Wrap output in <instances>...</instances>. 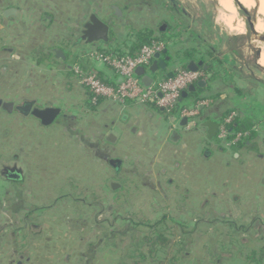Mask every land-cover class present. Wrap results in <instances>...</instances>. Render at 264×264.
<instances>
[{"label":"rangeland","instance_id":"rangeland-1","mask_svg":"<svg viewBox=\"0 0 264 264\" xmlns=\"http://www.w3.org/2000/svg\"><path fill=\"white\" fill-rule=\"evenodd\" d=\"M252 1L249 9L236 4L245 24L244 33H237L220 21L219 0H74L70 5L76 10L71 9L69 17L73 27L58 25L65 19L59 14L52 27L45 25L53 19L46 11L56 8L40 6L51 7V2L17 0L14 4L20 6V18L5 20L0 10V99L18 104L29 100L38 107L65 110L81 106L83 86L74 62L91 47L79 41L84 4L111 28L110 41L97 43L99 51L124 54L128 47L119 43L130 42L135 32L145 29L159 37L170 36L168 43L197 40L199 47L210 45L220 56L231 50L237 59L233 72L239 77L238 84H245L243 91L261 99L264 32L255 34L247 23L258 14L260 0ZM260 18L264 21V13ZM187 28L193 38L180 37L178 31L187 34ZM54 50H61L66 62L54 58ZM175 60L169 63L170 70L180 68L181 59ZM128 114L127 109L115 113L116 129L111 131L118 139L119 128H126L132 141L113 146L98 140V130H93L95 124L101 126L98 122L105 123L101 121L105 112L95 116L81 111L76 122L71 119L73 123L68 121L64 127L54 123L45 128L31 115L10 116L0 109V226L5 227L0 237V264H264V179L257 188H229L228 180L220 187L213 161H203V150L196 155L192 145L184 170L179 158L174 159L171 170L178 173L173 176L174 184H169V167L162 164L153 172L148 169L143 147L136 148L145 128L137 124L139 118L122 123ZM198 125L196 120L190 134H196ZM104 155L110 156L108 162ZM14 157L25 173L22 186L2 176V168L12 165ZM117 161H121L118 172L110 164ZM136 164L146 175L144 181L136 177ZM236 167L246 170L243 161ZM250 170L247 185L264 175V171ZM112 182L119 185L116 190ZM150 183L147 188H136ZM156 237L163 241L152 256L150 244Z\"/></svg>","mask_w":264,"mask_h":264},{"label":"crops","instance_id":"crops-1","mask_svg":"<svg viewBox=\"0 0 264 264\" xmlns=\"http://www.w3.org/2000/svg\"><path fill=\"white\" fill-rule=\"evenodd\" d=\"M17 0H0V10H1V16L3 17V12L6 11L9 8H16L18 10V14L16 19L21 16L20 12V6L18 4H14V2ZM27 1V0H23ZM28 1H38V0H28ZM40 1V0H39ZM51 2V7L48 5L40 6L43 10H47V8H56V11H46L49 17L53 20H50L51 22H48L45 24L47 27H52L57 21L54 19L57 14L58 16H65L64 21L57 23L58 25H63L64 27H73V21L71 20L70 10H76L75 6L70 5V1L74 0H41ZM53 2V4H52ZM57 3V6H55V3ZM61 2V3H60ZM59 3V4H58ZM89 6L87 4H84V10H82V16L80 19V25L83 26L85 22L88 20L89 16L92 14V12H89L87 9ZM41 9V11H42ZM44 12V11H43ZM44 12V13H46ZM89 15H88V14ZM73 14V13H72ZM75 14V13H74ZM74 14L72 16H74ZM88 15V17H86ZM68 16V17H66ZM67 18V19H66ZM12 19H8V21H11ZM19 20V19H18ZM77 22V21H76ZM75 26V25H74ZM76 27V26H75ZM187 34H182V30H179L178 33L180 34V37L186 36H192V32L190 28H187ZM75 31V30H73ZM170 36H168L169 38ZM183 39V38H182ZM173 40L170 43H168L169 49L172 50H179L183 48H196L197 52L199 53L196 55V63L202 62L203 65L199 68V70H204V67H207L206 63L202 60V54L206 52V50L209 48L210 45H201L199 47L198 41L196 40V43L191 40L189 43L187 41V38L178 43L179 41ZM177 41V43L175 42ZM97 43L91 44L89 49L83 50V53H91L93 51H99L101 48H96ZM167 47V48H168ZM211 47V46H210ZM213 49V48H212ZM215 56L212 58L207 59L208 62H210L213 66V70L211 72V75H208V78L213 76L214 80L210 83L207 81V86L204 88H198V96L200 98H207L208 100H212L213 104L210 105V107L205 108L199 118L197 119L198 122V131L195 135L190 134L191 130L194 128L187 130L185 127L180 126L181 121L173 122L171 120V117H166L164 114L165 112L162 111L161 108L155 107V105H140V104H128L124 107H120L119 105L114 104L115 107H113L112 103L104 101L103 103L99 104V106L95 110H84V103L87 101V95L83 88V94L82 95V104L80 105H74L70 106L68 110H65V108L57 107L61 109V114L56 121V124H60V126L64 127L67 125L68 121L70 123H73V121H77L76 118L79 116L80 112L85 111L86 113H91L92 115H102L103 112H105L106 118L101 120L102 122H105L103 125L98 122L99 125L95 124L93 126V130H98L99 138L102 143L109 145L112 144L113 146L117 144L119 146L120 142L123 141V143H126V140L132 141L131 138L127 137L126 135V128H119V132L117 133L118 139L114 142L108 141V136L110 134H113L111 130L116 129L115 125V119L116 115L115 113H118L119 110L127 109L128 116L122 117V123H124L126 120L130 121L131 119H137L139 118L137 124L144 126V132H143V139L139 140V143L136 142V148L142 146L144 150V157L145 159L149 161L148 169L153 172V170L156 169L157 165H165L169 167V184H174L173 176H176V173L178 171L174 172L171 170L174 162V159H178L182 162V166L180 167L181 170H184V163L189 158L188 149L190 146L194 145L196 155H199L198 153L202 152V159L206 162H212L214 168V174L217 177V183L221 187L222 183H225V180H228L229 188H237L238 186H241L242 188H257L260 184H262V180L264 179V175L262 179L259 180V182H249L246 181L245 177L250 176L247 175V172L252 174V170L250 168H255L257 171H261L263 173L264 171V142H263V134H264V95L263 97L257 98L256 94H252L251 96L243 91V87H245V84L241 86L239 83V77H237L233 72V67L237 64V59L235 57V54H232V51L230 50L228 52V55L220 56V54L216 53L214 50ZM167 56V55H166ZM82 57V56H81ZM92 68L94 70L98 71L102 78L111 84H115L117 81V76L115 72L112 70L111 67L104 63L98 62V65L95 63L92 64V62H89ZM101 64V65H99ZM182 68L181 66H179ZM208 69V67H207ZM174 69H169L168 71H172ZM161 72V70L158 71V73ZM167 73V71L165 72ZM157 74V73H156ZM82 86V85H81ZM80 86V87H81ZM195 104V101L190 99L186 105L192 106ZM109 109V110H108ZM65 112L67 113V116H65ZM229 112H236L239 119L242 120H248L251 121L255 126L258 125L261 133L257 134L256 138L253 139L250 143H247L246 146H243L237 150H228L224 149L217 141H209L207 139V129L202 126L203 123H205L208 120H211L213 122H216L220 124L222 122L223 118L226 117V115ZM68 117V120H67ZM99 118V117H98ZM38 122V121H37ZM101 122V123H102ZM107 123V124H106ZM109 124V125H108ZM174 124H176V128H174ZM40 125V124H39ZM90 127L93 124H90ZM135 132V130H132V134ZM81 134V133H80ZM114 135V134H113ZM90 139H93L90 137ZM121 140V141H120ZM207 142V146L201 145L202 142ZM123 143L121 144L122 147H124ZM134 142H132L133 144ZM130 144V142H129ZM126 147V145H125ZM119 150L121 148L115 147ZM142 149V148H141ZM108 155L110 154V150L108 149ZM140 151V148L139 150ZM142 151V150H141ZM140 153V152H139ZM108 155H104L103 160L108 162L109 157ZM138 155V156H137ZM122 156V155H121ZM140 154H136L137 161L140 162L139 159ZM143 156V155H142ZM144 160V159H143ZM246 170L238 171L239 169L236 167L238 164H242ZM121 162V161H119ZM111 164V162H110ZM133 163H130V166ZM112 165V164H111ZM120 165L115 167L116 171L118 172L120 169ZM113 166V165H112ZM176 169H179V165L176 163L175 165ZM198 166L200 169L201 164L198 162ZM136 177H139L140 179H145L146 175L143 171H139V165L136 164ZM23 170V169H22ZM24 171V170H23ZM167 172V170L163 171V175ZM25 174V173H24ZM182 175V174H181ZM251 177V176H250ZM256 181L258 180L255 178ZM144 181V180H143ZM142 182V181H141ZM138 183V182H136ZM252 183V184H251ZM256 184V185H255ZM149 185H136V188H147ZM108 186L104 185L103 188H107ZM262 187V186H259ZM11 225V223H10ZM5 228V227H4ZM0 226V237L4 230ZM22 230V229H20ZM16 230V231H20ZM18 232L16 234H18ZM58 248H56L57 250ZM263 249V248H262ZM56 252V251H55ZM54 252V253H55Z\"/></svg>","mask_w":264,"mask_h":264},{"label":"built area","instance_id":"built-area-1","mask_svg":"<svg viewBox=\"0 0 264 264\" xmlns=\"http://www.w3.org/2000/svg\"><path fill=\"white\" fill-rule=\"evenodd\" d=\"M167 42H159L151 46H145L137 56L121 55L119 53L109 54L104 51H94L82 55V58L95 59L110 66L116 76L117 81L113 85L105 83L99 78L96 72H85L79 67H76V75L82 85H86L94 93V104L97 103L98 98H105L119 104H133L145 105L152 103L155 106L164 110L168 117L172 115L173 110L176 109L178 102L182 97V93L187 91L189 87L196 85L199 81L206 79L207 75L204 71L198 70L196 72L188 69L176 68L172 72L173 77L165 76L154 78L150 87H145L142 79L137 77L135 72L138 68L143 67L148 69L157 53H162L168 47ZM160 73V72H159ZM157 73V74H159ZM213 103L212 100H200L191 107H186L179 112L177 121L183 118L187 119L185 129L190 130L196 127V120L201 112L208 108ZM237 116L236 112H231L228 116L220 122L219 132L217 135L218 143L226 148L231 149L238 143L243 142L250 136V132H240L232 134L229 129L233 119ZM198 123V122H197ZM176 128V124H174ZM256 134H260L261 130L256 125L253 130ZM264 142V134H263Z\"/></svg>","mask_w":264,"mask_h":264},{"label":"water","instance_id":"water-1","mask_svg":"<svg viewBox=\"0 0 264 264\" xmlns=\"http://www.w3.org/2000/svg\"><path fill=\"white\" fill-rule=\"evenodd\" d=\"M235 5L238 4L237 0H234ZM239 5H241L239 3ZM114 10L116 12L117 16H121V11L114 7ZM18 10L16 8H9L6 11L3 12V17L5 19H10L13 17H17ZM240 14V13H238ZM249 27L252 28L253 32L257 34V32L254 29V18L248 19L247 21ZM247 27V26H246ZM110 26L101 20L96 13H92L88 20L83 25V29L81 31V39L86 42V45H91L99 42L108 43L110 41ZM163 28H161V31ZM164 31V30H163ZM55 57L54 58H60L63 62H66V56L61 50H54ZM168 54L167 50L163 51L162 53H157L154 57V61L152 65L145 69L143 67H140L136 70L135 74L137 77L142 79V83L145 87H150L154 81V75L158 73L159 70L166 72L167 71V77L172 78L173 74L172 72H169V63L171 62V58L169 56H166ZM203 65L202 62L196 63L194 61L189 62L187 69L192 72H196L199 70V68ZM205 70H207V67H204ZM207 86L206 79H203L199 81L196 85H193L189 87V89L182 93V97L179 102H182L184 99H186L190 93H195L198 88H204ZM3 103L2 100H0V105ZM3 109L7 112H11L14 109L13 103H4ZM21 113L25 115H31L35 119L39 120L41 125L48 127L54 123V121L58 118V116L61 114V109L57 107H38L33 102H27L24 106L20 107L18 109ZM164 112V110L162 109ZM173 122L177 121V117L173 116L171 118ZM187 125V119L183 118L180 122L181 127H185ZM204 128L207 129V139L209 141L214 140L219 132L220 125L216 122H213L211 120L206 121L202 124ZM231 131V130H230ZM116 140V137L113 134H110L108 136L109 142H114ZM111 164L114 167L119 166L120 162H111ZM15 177L20 178L22 171L18 170V172L12 171ZM111 188L113 190H116L119 185L115 183L110 184Z\"/></svg>","mask_w":264,"mask_h":264},{"label":"trees","instance_id":"trees-1","mask_svg":"<svg viewBox=\"0 0 264 264\" xmlns=\"http://www.w3.org/2000/svg\"><path fill=\"white\" fill-rule=\"evenodd\" d=\"M174 11H176V10L174 9ZM159 42H167L168 43L169 39L168 38H164V37H159L158 35H156V32H154L152 29H145V30L140 31V32H135L134 35H133V38H132V40L130 42L126 43L125 41H123L122 43H119L121 45L125 44V47H128V49H127L128 51L126 53L123 54L121 51L120 52L122 53L121 55H129V56H133L134 57V56H137V55L140 54V52H141L143 47L151 46V45H154V44L159 43ZM166 50L168 52L167 56H169L171 58V61H173L174 57L176 58L174 63L176 61H178L177 59H181V65L180 66L183 69H187V66H188L189 62H191V61L195 62L196 55L199 54L197 52L196 48H191V47L190 48H183V49H179V50H173V48L171 50L168 47ZM170 51H173L172 54L170 53ZM214 56H215V53H214V49H212V48L207 49L206 52H204L202 54V60L206 63V65L208 67V69L206 71H204V70H202V71H204L206 73V75H207L206 79L210 83L214 80L213 76L208 78V75L209 74L211 75V72L213 70V66H212V64L210 62H208L207 59L212 58ZM49 58H50V55L48 54V59ZM90 65L91 64L89 62H86L84 60V58H80V57L78 59H76V61L74 62V66L79 67L81 70H83L85 72H88V73L89 72H96L97 75L99 76V78L102 79L105 83H107L109 85H113L111 83L106 82L102 78L101 74L98 71L94 70V68H92ZM158 75L160 77H162V76L164 77L165 76V72L161 71ZM82 86H83V88H84V90L86 92V95H87V99H86L87 101L83 105L84 106V110L87 109V110H92L93 111L99 106V104H101L104 101H106L105 98H101L100 97V98H98L97 103L94 104V98H95L94 93L86 85H82ZM198 90L199 89H197L195 93H190V95L186 99H184L182 102H178L177 107H176L175 110H173L172 115H176L181 110L186 108L188 106L186 104H187V102L190 99L194 100L195 103L200 101V100H206L207 98H200L198 96ZM127 104H129V102ZM148 104L154 106V104H152V103H148ZM155 107H157V106H155ZM157 108H159V107H157ZM230 113L231 112H229L226 116H228ZM166 117H168V116H166ZM224 118H223V120H224ZM254 127H255V125L251 121L242 120V119H239L238 116H236L233 119L231 125L229 126V129L231 130V134H232L231 138L233 137V134H237V133H240V132H242V133L250 132V136L246 140H244L243 142H240L236 146L231 148V150H237V149H239V148H241L243 146H246L247 143H250L253 139H255L257 134L252 131ZM216 139H217V137H216ZM213 141H215V139ZM157 236L160 237V235H157ZM156 239L158 241H152V240H156ZM152 240H151V242H153V244H150L152 248L150 247V250H149L150 252L149 253L152 254V256H153V255H156L158 253V247L161 246L163 239L156 237L155 239H152ZM160 240H161V242H160ZM163 247L165 248V245H163ZM143 258H144V256H143Z\"/></svg>","mask_w":264,"mask_h":264},{"label":"bare ground","instance_id":"bare-ground-1","mask_svg":"<svg viewBox=\"0 0 264 264\" xmlns=\"http://www.w3.org/2000/svg\"><path fill=\"white\" fill-rule=\"evenodd\" d=\"M237 1L247 9L253 5L252 0ZM219 6L221 9L220 21L227 27V29L231 32L244 33L245 24L238 14V9L234 0H219ZM257 13L258 14L254 18V28L257 34H262L264 32V21H262L260 17L262 16V13H264L263 0H260V5L257 7ZM260 62L264 63V58H261Z\"/></svg>","mask_w":264,"mask_h":264},{"label":"flooded vegetation","instance_id":"flooded-vegetation-1","mask_svg":"<svg viewBox=\"0 0 264 264\" xmlns=\"http://www.w3.org/2000/svg\"><path fill=\"white\" fill-rule=\"evenodd\" d=\"M4 18V17H3ZM5 19V18H4ZM11 19H16V17H13V18H11ZM5 20H8V19H5ZM82 29H83V26H82ZM82 35V34H81ZM80 42H82V43H84V44H86V42L84 41V40H82V39H80L79 40ZM55 57V56H54ZM66 59H68L67 58V56H66ZM0 100H2V99H0ZM3 101V103L0 105V109L2 110V111H4L5 113H7L8 115H10V116H12V115H15V114H19L21 117H26V116H30V114L29 115H25V114H23V113H21L18 109L20 108V107H22V106H24L25 105V103H27V102H33L35 105H36V103L34 102V101H29V100H24L23 102H21L20 104H18V103H15V102H6V101H4V100H2ZM4 103H13L14 104V109L11 111V112H7L6 110H4L3 109V105H4ZM60 116V115H59ZM59 116H58V118H59ZM58 118L54 121V123H56V121L58 120ZM38 122H39V124L41 125V123H40V121L38 120ZM53 123V124H54ZM52 124V125H53ZM42 127H45V126H43V125H41ZM51 126V125H50ZM49 127V126H48ZM46 128V127H45ZM13 160L15 161L12 165H9V166H4L3 168H2V176H4L3 178H4V180H6V181H8V182H10L11 184H14V185H19V186H22V184H23V182H24V179H25V174H24V171L22 170V168H20L19 166H18V164H17V162H16V160H18V158L17 157H14L13 158ZM18 170H21L22 171V174H21V177L20 178H17V177H15L14 176V174L12 173V171H14V172H18Z\"/></svg>","mask_w":264,"mask_h":264}]
</instances>
